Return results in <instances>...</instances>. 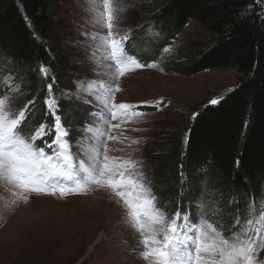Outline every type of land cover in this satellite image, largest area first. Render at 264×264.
Instances as JSON below:
<instances>
[{
    "label": "rangeland",
    "instance_id": "1",
    "mask_svg": "<svg viewBox=\"0 0 264 264\" xmlns=\"http://www.w3.org/2000/svg\"><path fill=\"white\" fill-rule=\"evenodd\" d=\"M50 3L64 37L57 57L61 62L69 61L75 85L73 90L51 89L47 99H55L61 109L57 115L70 129L65 154L72 155L74 168L80 172L85 189L63 195L59 191L55 194L50 191L38 193L20 189L0 177V264H155V257L145 260L141 255L146 250L141 243L142 236L133 226L123 200L117 203L120 198L110 188L86 179L80 171V162L89 166V157L94 156L101 145L109 157L141 161L143 166L139 171L145 174L154 194L152 185L157 189L161 169L158 166L161 161L157 151L161 145L159 142L169 139L178 125L193 118L192 114L205 103L223 97L235 88L241 74L235 68H216L190 76L168 71L171 62L190 52L192 47L210 43V32L197 21H191L171 45L165 47L164 44L161 54L146 60L130 49L131 41L137 40L136 33L141 30L142 13L136 6L141 1L115 0L117 9L124 11L116 12L118 26L114 33H119L117 38L128 36L129 49L146 62L135 60L125 50L127 70L119 75V66L107 58V46H99V37L108 34L106 19L98 15L103 10L100 0H50ZM137 63L144 66L137 67ZM45 68L54 82L55 74L49 67ZM12 80L9 76L5 78L8 88L0 95V99L5 100V110L18 115L27 104L26 116H29L33 107L29 110L31 104L26 103L19 86H15ZM108 88H111L112 104L123 103L130 107L108 109L99 98L107 96ZM85 100L89 103L85 104ZM68 104L76 108L67 110ZM89 105L94 107L90 113L87 112ZM47 110L51 122L34 120L23 133L30 134L43 124L47 130L43 139L52 132L55 134V118ZM113 113L115 118H112ZM105 131L115 139H106L102 134ZM128 171L135 175L134 170ZM161 177L162 191L167 196L173 192L171 179H166L163 173ZM54 183L75 186L74 181L64 182L59 178ZM156 193L160 194V190L157 189ZM23 196L28 197L27 202ZM210 204L196 210L189 206L186 211H181L187 213L193 222L189 235L201 225L211 224L217 229L215 222L199 217L200 213L212 214ZM163 208L160 209L166 217L174 215L171 207L164 204ZM260 213H264V200L251 207L248 219L259 220ZM237 217L231 228L217 229L224 238H242L248 219L241 214ZM201 218L203 222L199 220ZM254 227L260 225L257 223ZM185 246L190 248L191 240L181 245L182 251ZM261 262H264V250L256 258V264Z\"/></svg>",
    "mask_w": 264,
    "mask_h": 264
},
{
    "label": "trees",
    "instance_id": "2",
    "mask_svg": "<svg viewBox=\"0 0 264 264\" xmlns=\"http://www.w3.org/2000/svg\"><path fill=\"white\" fill-rule=\"evenodd\" d=\"M140 1L136 6L142 13L141 30L131 41V50L151 60L197 21L210 32V43L192 47L171 62L168 71L190 76L235 68L241 74L220 103H205L199 116L181 122L169 139L159 142L160 194L152 185L158 207L164 209L165 204L175 214L211 202L212 214L199 217L227 230L238 214L248 219L251 207L264 200V0ZM63 39L50 0H0V95L8 88L9 76L26 103L34 100L25 130L34 120L51 122L45 103L49 84L53 91L74 89L69 61L57 57ZM41 65L53 71L54 82L39 71ZM161 173L173 186L167 196Z\"/></svg>",
    "mask_w": 264,
    "mask_h": 264
},
{
    "label": "snow or ice",
    "instance_id": "3",
    "mask_svg": "<svg viewBox=\"0 0 264 264\" xmlns=\"http://www.w3.org/2000/svg\"><path fill=\"white\" fill-rule=\"evenodd\" d=\"M102 11L98 13L106 19L107 36L99 37L100 47L107 46V58L114 60L119 66V75L127 70L124 57L125 43L128 36L117 38L119 33H114L117 28L115 0H100ZM167 51V49H165ZM131 60V57L128 58ZM135 62V61H133ZM144 65L137 63V67ZM150 66V65H149ZM39 71L47 74V69L41 65ZM49 91L52 85H48ZM118 90V89H117ZM107 96L100 99L108 109H128L130 105L111 103V88L107 89ZM223 97H216L209 101L210 105H217ZM29 101L28 104H31ZM50 113L55 118V134L51 143L44 142L43 146L36 143L47 135L45 125L41 124L30 134H24L22 125L26 119L28 105H24L18 115L5 110V100L0 99V177L15 184L20 189L32 192L50 191L55 194L59 191L62 195L67 192L79 193L85 189L81 183L80 172L73 165V157L65 154L70 138V129L66 121L57 115L58 103L54 98L45 101ZM85 104L89 101L85 100ZM193 118L199 113H193ZM115 118V114H112ZM118 127V125H113ZM91 130V129H89ZM106 139H115L105 131L102 133ZM48 149L49 151H46ZM90 165L85 166L80 162V171L86 179L93 180L97 185L110 188L115 196L123 200L127 214L142 236V245L146 249L141 253L145 260L155 257V264H256L259 252L264 250V213H260L259 220H247V228L241 237L232 240L223 237L211 224L201 225L192 235L193 222L187 213L177 210L174 215L166 217L165 213L157 207V197L152 193L146 182L145 174L139 171L143 166L141 161L121 160L118 157H109L105 147L95 150V155L89 157ZM239 167V160L237 161ZM134 170L135 175L129 173ZM183 178V172H181ZM58 178L74 181V187H67L54 183ZM183 183V179L181 181ZM22 199L27 202L28 197ZM260 227H254L255 224ZM210 230V231H209ZM186 240H191V247L181 245ZM264 264V262H261Z\"/></svg>",
    "mask_w": 264,
    "mask_h": 264
}]
</instances>
